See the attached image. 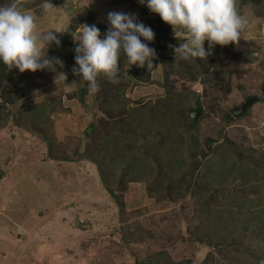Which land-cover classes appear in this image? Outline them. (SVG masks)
Listing matches in <instances>:
<instances>
[{
  "label": "trees",
  "instance_id": "trees-1",
  "mask_svg": "<svg viewBox=\"0 0 264 264\" xmlns=\"http://www.w3.org/2000/svg\"><path fill=\"white\" fill-rule=\"evenodd\" d=\"M34 2L41 6L44 0H20V7L22 10L32 8ZM129 3L135 5L132 0ZM248 6L260 21V29L264 26V0H237L239 14ZM139 8L148 18L145 26L155 33L153 41L149 42L156 53L153 68L130 67L121 54L118 68L121 72L127 70L128 77L113 84L101 74L98 77L100 90L95 94L89 92L85 81L74 76L76 89L67 96L76 98L83 107H86V96H91L96 104L95 108L92 106L94 122L82 133L86 141L83 152L70 155L63 144L51 139L50 115L56 104L47 100L34 105L22 100L27 94L21 86L24 73L15 68L8 71L2 62L0 130L9 122L18 127L21 119L32 116L28 122L35 126L26 125L27 130L39 135L45 143V161L94 166L101 188L116 207L120 221L129 214L124 195L130 184H143L147 198L155 201L159 208L181 202L193 208L191 221L196 224L189 226L187 232L196 245L209 251L218 250L226 264H259L264 259V148L247 147L225 134L217 140L209 137L202 140L200 119L194 120L188 113L196 96L194 84L217 92L229 88L233 73L218 63L221 46H214L207 60L175 59L169 46H177L180 41L174 38L173 29L148 8L141 4ZM82 20L79 16L72 19L66 26L68 34L58 37L60 45L52 44L47 50L49 58L63 61V68L58 67L57 71L69 72L75 64L76 45L71 36L77 33ZM204 47L208 48L207 41ZM232 57L245 63L255 61L251 52L233 53ZM154 85L162 89V95L152 99L137 95L146 94ZM133 91L136 94L130 95ZM252 97L256 96L247 97L243 103ZM21 102L23 106L28 104L22 107L26 117L18 108ZM58 102L62 107L60 100ZM213 106L214 103L209 102L201 117L207 110L212 111ZM247 115L249 109L239 118ZM231 120L232 113L224 118L222 129L227 128ZM138 224L134 223L132 228L139 235ZM130 229L129 224L119 229L127 233L122 240L124 245L146 239L143 235L134 239V235L129 234ZM224 250L225 254L221 252ZM135 264H189V260L176 262L160 253L148 255Z\"/></svg>",
  "mask_w": 264,
  "mask_h": 264
},
{
  "label": "rangeland",
  "instance_id": "rangeland-1",
  "mask_svg": "<svg viewBox=\"0 0 264 264\" xmlns=\"http://www.w3.org/2000/svg\"><path fill=\"white\" fill-rule=\"evenodd\" d=\"M129 1L50 0L62 10L47 18L36 2L32 8L23 10L36 16L37 33L61 31L79 16L83 24H95L103 39L109 27V12L134 14L143 24L148 19L140 12L139 0H132L133 6ZM7 2L0 0V6ZM240 15L247 20L240 40L223 46L225 49L221 46L218 58L219 65L233 73L229 88L217 92L199 83L193 86V90L201 94L202 113L209 102L214 103L212 111L207 110L198 117L201 137L217 140L225 134L247 147L264 148V101L254 104L249 115L231 120L228 127L222 129L226 115L247 97H260L264 92V26L259 29L260 21L254 17L250 6ZM143 42L149 46L148 41ZM245 52H251L255 61L245 63L232 57L233 53ZM65 74L67 79L63 82L55 80V73L48 70L24 72L21 86L27 94L22 100L34 105L47 100L56 104L50 115L51 139L63 144L68 154L76 155L84 151L86 141L82 133L94 122L92 106L95 108L96 104L91 96H86V107L76 98L70 99L67 94L75 91L76 86L71 71ZM135 94L136 91L130 93ZM137 95L152 99L162 95V89L154 85L146 94ZM27 105L23 106L22 102L18 105L25 117L22 107ZM31 117L21 119L18 127L9 122L10 125L0 130V264H135L148 255L160 253L176 262L188 259L189 264L203 261L226 264L218 250L209 251L191 240L187 229L196 222L191 221L193 208L189 204H164L159 208L155 201L147 198L143 184H130L124 195L129 214L120 221L116 207L101 188L94 166L45 161V143L39 135L27 130L35 126L28 122ZM136 222L140 223L139 235L146 237L142 242L134 240L139 236L132 228ZM127 224L135 243L124 245L122 240L127 233L119 229Z\"/></svg>",
  "mask_w": 264,
  "mask_h": 264
},
{
  "label": "clouds",
  "instance_id": "clouds-1",
  "mask_svg": "<svg viewBox=\"0 0 264 264\" xmlns=\"http://www.w3.org/2000/svg\"><path fill=\"white\" fill-rule=\"evenodd\" d=\"M139 3L173 29L174 38L180 41L177 46H169L175 59L207 60L214 46L236 44L247 25V20L238 12L237 0H139ZM41 8L46 18L62 10L50 0H44ZM36 19L34 14L21 9L20 0H8L0 6V62L8 71L13 68L20 73L48 70L55 73V80L65 82L67 75L57 71L58 67L63 68V61L49 58L47 50L52 44L59 46L57 33L68 34V29L37 33ZM107 23L109 27L103 39L99 28L87 23L78 25L77 33L71 36L76 45L72 74L85 81L92 94L100 90L101 74L113 84L128 77L127 70L121 72L118 68L121 54L130 67L153 68L156 59L155 50L143 42L153 41L155 33L138 22L134 14L109 12ZM259 264H264V259Z\"/></svg>",
  "mask_w": 264,
  "mask_h": 264
},
{
  "label": "water",
  "instance_id": "water-1",
  "mask_svg": "<svg viewBox=\"0 0 264 264\" xmlns=\"http://www.w3.org/2000/svg\"><path fill=\"white\" fill-rule=\"evenodd\" d=\"M264 101V93L260 97H252L246 100L241 107L235 108L232 112V118L235 119L246 113L248 109H250L254 104ZM203 107L201 105V94L200 92L196 93V97L194 98V108L189 110V116L197 120L199 115L202 113Z\"/></svg>",
  "mask_w": 264,
  "mask_h": 264
},
{
  "label": "crops",
  "instance_id": "crops-1",
  "mask_svg": "<svg viewBox=\"0 0 264 264\" xmlns=\"http://www.w3.org/2000/svg\"><path fill=\"white\" fill-rule=\"evenodd\" d=\"M145 8V7H144ZM147 8V7H146Z\"/></svg>",
  "mask_w": 264,
  "mask_h": 264
}]
</instances>
